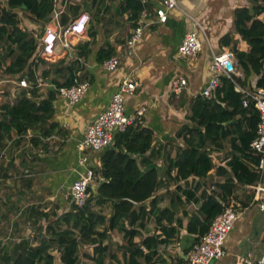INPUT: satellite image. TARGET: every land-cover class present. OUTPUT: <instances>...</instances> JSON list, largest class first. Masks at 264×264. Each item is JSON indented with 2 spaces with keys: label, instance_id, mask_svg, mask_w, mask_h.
I'll return each mask as SVG.
<instances>
[{
  "label": "crops",
  "instance_id": "1",
  "mask_svg": "<svg viewBox=\"0 0 264 264\" xmlns=\"http://www.w3.org/2000/svg\"><path fill=\"white\" fill-rule=\"evenodd\" d=\"M63 1L59 0L60 3ZM143 1H146L147 7L138 21L133 23L128 19L129 14L121 12L117 6L107 5L110 13L103 20V17L96 15L102 4L98 6L95 0H68L72 5H79L78 14L89 12L90 20L86 31L78 37H69V47H63L58 40L50 60L44 59L40 52L33 56L36 60L40 58L45 61L36 68L42 97L48 89L53 88L52 78L61 82L67 79V67L70 65L74 70L73 83L87 81L89 87L84 96L74 104L68 103L56 93L52 121L58 124V128L49 136L30 129L23 136L14 135L13 139H6L5 145L0 149V201L3 200V204L4 201L9 202L10 205L15 203L17 226L21 229L18 232L20 239L32 237L38 241L40 238L50 237L51 231L46 228L50 225L59 227L58 230L66 228L67 225L61 218L73 207L69 197L71 184L88 170L94 172V169L100 167V152L79 148L86 126L107 107L111 95L118 91L125 78L137 82L136 89L131 94L124 95L125 113L135 115L137 111L143 110V125L153 132L152 148L138 157L139 161L143 160L140 167L155 166L159 169L160 176L166 171V158L174 157L185 146L184 137H188L189 133L187 128L195 125L190 118L192 100L198 95L203 97L201 91L209 78L211 50L215 53L232 51L235 70L231 73L234 82L243 89L253 90L256 87L259 74L250 70L245 75L232 45L221 42V37L231 32L234 34V41H237V48L245 50L239 35L233 32L232 22L234 9L249 7V0H178V5L184 12L171 10L164 23L156 22L155 8L160 0ZM107 6L104 5L100 12L106 11L105 8L108 11ZM67 10L68 18L74 17ZM196 22L207 34L209 43L203 38ZM139 24L143 26L142 36L133 45H129L132 31ZM27 29L31 31L30 27ZM194 29L202 39L201 49L193 55L179 57L177 47L181 39L187 31ZM101 49L106 52H100ZM110 50H113L111 56L119 59L117 68L112 71L103 66L104 59L109 58L105 55ZM9 60L10 58L8 62ZM61 66H64V72L58 71ZM0 71V82H10L20 75ZM45 72H48L47 76ZM179 77L186 79V85L180 92H175L173 85ZM45 84L48 86L44 87ZM238 86L235 87L239 91ZM32 139H40L41 143L37 145ZM205 146L212 150L215 167L202 178L190 176L178 182L170 179L162 182L157 191L143 202L149 214L145 226L137 227L139 233L134 236V242L140 243L145 236L160 234V227L155 220L157 210L168 207L176 194L184 199L181 191L176 188L191 187L192 185H187L188 179L191 180L190 184L197 180L205 181L203 188L209 193L216 182L223 181L222 177L216 175V167L225 166L229 169L226 164L234 154L229 139L224 140L222 147H215L207 141ZM7 149L13 153L10 154ZM10 168L17 172L14 192L10 190L11 185H7L11 178ZM174 172L171 171L172 174ZM230 199L231 203H240L241 211L228 234L224 254L211 264H242L243 257L249 254L258 257L264 252V209L260 207L264 205V172L254 185L238 184ZM91 206L104 218L98 230L105 229L101 245L108 246V249L100 254L98 251L94 253V244L81 245L78 248V264H126L128 251L121 245L123 231L129 227L127 218H121L110 228L108 223L114 213L111 201L95 203L92 200ZM197 206L198 203L187 202L177 209L176 218L182 222L180 235L173 237L168 243L158 245L157 251L163 262L154 264H183L187 261L190 249L184 253L180 238L186 235L184 227L190 213ZM185 211L187 214H184ZM7 212L5 209L4 213H0V223ZM39 213H46L47 217H41ZM32 228L36 230L35 234ZM25 229L29 232L27 235ZM53 249L57 251L53 246L50 249L52 254Z\"/></svg>",
  "mask_w": 264,
  "mask_h": 264
},
{
  "label": "trees",
  "instance_id": "2",
  "mask_svg": "<svg viewBox=\"0 0 264 264\" xmlns=\"http://www.w3.org/2000/svg\"><path fill=\"white\" fill-rule=\"evenodd\" d=\"M97 1L98 5L102 2L95 0ZM249 1V7L234 9L232 22L233 32L239 35L245 50L237 48V41H234V34L231 32L224 34L221 42L232 45L245 75L250 70L259 74L256 86L264 88V0ZM53 7V0H7L0 6L2 58H10L4 71L19 73V78H26L28 81L27 88H19L14 99L0 105V149L5 145L6 139H13L14 135L23 136L30 129L49 136L58 128V124L52 121L56 88L73 84V66L67 67L68 77L64 81L52 78L53 88L48 89L42 97L39 93L36 68L45 61L33 58L38 44L31 31L20 27V19L13 11L20 8L35 19L47 22ZM118 7L121 12L129 14L130 21L136 23L147 4L143 0H121ZM79 9V5L69 4L67 11L75 16ZM68 20L67 13H63L61 24L65 25ZM100 52L106 51L101 49ZM112 53L113 50L108 51L105 57H110ZM63 67L58 71L64 72ZM44 74L47 76L48 72ZM242 99L243 95L236 90L234 82L224 76L220 78V84L211 98L199 95L194 98L190 118L195 125L187 128L189 133L188 137H184L185 146L174 157L166 158L167 168L163 176H160L159 169L155 166L140 167L143 160L139 161L135 157L152 148L153 132L143 125L142 116L124 131L115 133L112 145L100 152V167L93 172L94 179H104L98 188V194L88 188L89 196L85 203L81 206L73 205L72 210L62 216L61 220L67 225L65 229L58 230L59 227L47 226L51 236L38 239L37 244L21 239L13 249L14 256L11 259L7 257V260L11 264H54V255L50 249L55 246L61 264H78V248L84 244H94V253L98 251L101 254L108 249V246L101 245L105 229L98 230L104 218L92 209L91 201L103 203L111 199L115 200L114 213L108 226L114 227L121 218H127L129 224L123 231L121 245L128 251L126 264L162 263L163 259L157 251L158 245L178 237L179 228H182L181 220L176 218L177 209L187 202L198 203L184 227L186 235L180 238L184 253L187 252L209 229L214 217L230 203L234 188L238 184L254 185L261 175L255 169L259 155L253 153L249 146L255 136L259 115L252 103L244 107ZM226 139H229L234 154L226 164L229 169L225 166L216 167V175L222 177L223 181L216 182L209 193L203 188L205 181L197 180L190 184L191 180L188 179L187 185H192L191 187L176 188L181 191L184 199L176 194L168 207L157 210L155 220L160 227V234L145 236L140 243L134 242V236L139 233L137 227L145 226L149 214L143 202L168 179L178 182L190 176H207L215 165L212 162V150L206 148L205 142L222 147ZM32 140L37 145L41 143L40 139ZM171 171H175L174 174ZM39 216L47 217V214L39 213Z\"/></svg>",
  "mask_w": 264,
  "mask_h": 264
},
{
  "label": "built area",
  "instance_id": "3",
  "mask_svg": "<svg viewBox=\"0 0 264 264\" xmlns=\"http://www.w3.org/2000/svg\"><path fill=\"white\" fill-rule=\"evenodd\" d=\"M53 1L54 7L48 23L44 26L43 35L38 37L36 33L31 31L32 36L38 44L35 53L37 54L40 52L39 54L46 60L51 59V55L54 54L58 40L63 47H69V37L80 36L86 31L90 20L89 12L83 11L71 17L65 25L61 24V15L66 12L70 3H68V0H64L63 3H60L59 0ZM177 1L178 0H160L159 5L155 8V15L157 17L156 22L164 23L168 17V13L173 9L184 12L179 7ZM13 11L18 14L15 9ZM196 24L198 29L201 30L205 41L209 43L207 34L197 22ZM142 31V25L139 24L135 26L128 44L133 45L136 41L140 40ZM201 47L202 39L198 32L195 29L187 31L177 47V54L179 57L193 55L197 53ZM232 54V51L215 53L211 50L209 78L201 91L203 97L211 98L213 96L214 91L220 84V78L222 76L234 82L231 72L235 70V60ZM118 63L119 59L117 56H110L104 59L103 66L106 70L112 71L117 68ZM14 83L18 88L28 87L26 78H17ZM185 85L186 79L184 77H179L173 85V90L175 92H180ZM235 86H238L237 83H235ZM88 87L89 83L87 81H79L69 86H60L56 88V90L57 95L65 98L68 103L74 104L84 96ZM136 87L137 82L131 78H125L121 82L118 91L111 95L107 107L86 126L82 141L79 144L80 149H89L94 152L103 151L105 148L112 145L115 133L124 131L129 125L135 123L137 118L143 115V110L137 111L135 115H127L125 113L124 95L131 94ZM239 91L243 95V106L248 107L249 104L252 103L259 115L255 136L250 141L249 146L253 153L259 155V161L255 169L262 175L264 172V88L256 86L253 90H248L239 87ZM98 179H94L93 171L88 170L84 175L75 180L69 188L71 203L75 206L83 205L89 196V183L97 182ZM259 189L258 187V190ZM260 207L264 209V205H260ZM240 211V203L230 202L219 214H217L212 220L209 229L201 235L199 240L190 248L187 254V261L183 264H210L212 260L222 257L228 234L233 229L238 217V212ZM242 264H264V252L258 257H253L250 254L243 257Z\"/></svg>",
  "mask_w": 264,
  "mask_h": 264
},
{
  "label": "rangeland",
  "instance_id": "4",
  "mask_svg": "<svg viewBox=\"0 0 264 264\" xmlns=\"http://www.w3.org/2000/svg\"><path fill=\"white\" fill-rule=\"evenodd\" d=\"M6 1L7 0H0V6L2 7L6 3ZM101 1L102 2L100 3V5L101 4L102 5L101 6L98 5L100 6V9H102L104 5L105 6L113 5V6L118 7L119 1L121 0H101ZM97 4H98V1H97ZM100 9L98 10L99 13H96V15L98 14L100 17H103V20H106L105 15H108L110 13L109 7H108L109 9L108 11H107V8H105L106 11L100 12ZM15 10L18 12L17 16L20 19V22H21L20 24L22 28L27 29L28 27H30L31 31L36 33L38 37L43 35L44 26L48 22L43 21L44 22L43 23L42 20L35 19L27 11H22L19 8ZM0 44H2L1 41H0ZM2 51L3 50L0 45V70H4V66H6V64L8 63V58L7 59L2 58ZM0 72L2 74V71ZM12 80L14 79H11L10 82H0V105L8 100L14 99L13 96L17 94V91L19 88L14 82H11ZM46 86L48 85L45 84L44 87ZM7 150L10 154L13 153V151H9V149ZM9 172H10L9 176H11V178L9 180V183H7V185H11L10 190L11 192H14V189H16L15 185L17 183V177H16L17 172L13 168H10ZM207 185H211V183H207ZM2 202L3 200L0 201V204H3ZM5 209H7L8 211L7 215H4V217L2 218L3 222L0 223V264H11L10 260H7V259L8 258L11 259L14 256L13 249L15 245L19 243L18 241L21 240L20 237L18 236V232L20 233L21 229L20 227L17 226L18 216L16 214L15 203L13 205H10L9 202L4 201V204L0 206V213H4ZM32 231H34V234H35L36 230L32 228ZM25 233L26 235L27 233H29L27 229H25ZM27 239L30 242H32V244H37V241L35 240L36 238L29 237ZM52 251L54 255V263L60 264L59 252L56 251L55 249H53Z\"/></svg>",
  "mask_w": 264,
  "mask_h": 264
},
{
  "label": "water",
  "instance_id": "5",
  "mask_svg": "<svg viewBox=\"0 0 264 264\" xmlns=\"http://www.w3.org/2000/svg\"><path fill=\"white\" fill-rule=\"evenodd\" d=\"M237 91H238V89H237ZM139 156H140V155H135V157H136L137 159H138ZM141 169H142V168H141ZM103 181H104V179H103L102 177H100V178L98 179L97 182L89 183L88 188H89L94 194H98V188L100 187V185H101V183H102ZM110 201H111V203H112V212H114L113 204H114L115 200L111 199ZM214 261H215V260H212L211 263H213ZM211 263H210V264H211Z\"/></svg>",
  "mask_w": 264,
  "mask_h": 264
}]
</instances>
